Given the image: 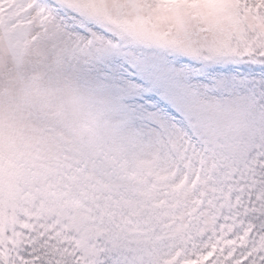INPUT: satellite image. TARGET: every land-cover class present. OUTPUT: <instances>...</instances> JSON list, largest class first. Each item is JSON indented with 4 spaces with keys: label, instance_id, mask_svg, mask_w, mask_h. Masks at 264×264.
Returning a JSON list of instances; mask_svg holds the SVG:
<instances>
[{
    "label": "snow or ice",
    "instance_id": "snow-or-ice-1",
    "mask_svg": "<svg viewBox=\"0 0 264 264\" xmlns=\"http://www.w3.org/2000/svg\"><path fill=\"white\" fill-rule=\"evenodd\" d=\"M0 264H264V0H0Z\"/></svg>",
    "mask_w": 264,
    "mask_h": 264
}]
</instances>
